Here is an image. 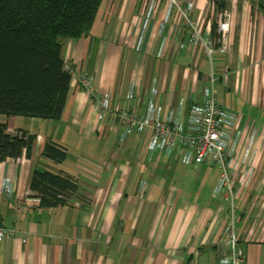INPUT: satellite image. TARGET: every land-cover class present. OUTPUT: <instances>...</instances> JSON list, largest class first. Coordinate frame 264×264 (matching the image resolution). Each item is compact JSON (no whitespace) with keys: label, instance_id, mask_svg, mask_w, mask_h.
I'll return each mask as SVG.
<instances>
[{"label":"crops","instance_id":"obj_1","mask_svg":"<svg viewBox=\"0 0 264 264\" xmlns=\"http://www.w3.org/2000/svg\"><path fill=\"white\" fill-rule=\"evenodd\" d=\"M215 2L183 0L184 6L193 5L191 17L201 27L202 41L193 48L180 13L175 10L165 20L166 0L152 10L150 0H103L90 35L69 40L63 50L66 63L93 77V94L72 74L60 119L0 114L9 134L36 135L30 157L23 150L18 159L0 160V219L15 230L0 245V264H219L229 254L231 212L213 193L218 166L186 167L180 154L150 150L147 136L136 129L121 138L120 114L126 109L143 116L154 107L161 119L174 115L185 123L191 106L212 89L216 74L264 115V77L254 64L261 54L255 59L245 55L253 47L264 49V28L251 27L257 17L248 0L238 18L237 0H227L223 11ZM225 11L232 15V45L226 53L209 54L205 44L217 42L218 19ZM214 54L223 56L217 64ZM104 98L110 106L99 123ZM251 125L263 127L264 118L241 115L237 133H248ZM50 140L66 150L64 161L42 158ZM36 168L68 177L78 192L64 204L41 206L30 187ZM260 175L256 187L237 199L233 215L247 264H264ZM7 186L14 189L11 195L3 191ZM23 197L27 201L18 206Z\"/></svg>","mask_w":264,"mask_h":264},{"label":"trees","instance_id":"obj_2","mask_svg":"<svg viewBox=\"0 0 264 264\" xmlns=\"http://www.w3.org/2000/svg\"><path fill=\"white\" fill-rule=\"evenodd\" d=\"M250 1V0H248ZM103 0H0V114L58 120L66 106L72 72L63 50L65 40L90 35ZM227 0H216L219 11ZM259 8L264 11L260 2ZM217 26L212 25V32ZM0 122V160L31 156L35 134L11 135ZM66 150L53 141L42 158L66 159ZM31 190L40 205L64 204L78 192L77 183L49 170L34 169Z\"/></svg>","mask_w":264,"mask_h":264},{"label":"built area","instance_id":"obj_3","mask_svg":"<svg viewBox=\"0 0 264 264\" xmlns=\"http://www.w3.org/2000/svg\"><path fill=\"white\" fill-rule=\"evenodd\" d=\"M158 1L160 0H151V10ZM166 1L165 20L172 12L178 11L185 21V27L191 30L190 41L194 48L200 40L202 41V32L200 25L191 17L193 5L187 3L184 6L183 0ZM148 21L149 15L145 19L144 28ZM232 25V15L225 11L218 19L217 45L214 46L210 41L205 44L209 54L215 51L228 52L232 45ZM79 79L83 87L93 94V77L83 74ZM100 104L99 123L110 106V100L104 98L100 100ZM120 118L124 125L122 139L126 138L132 129H136L141 135L147 136V146L150 150H158L172 157L180 154L186 167L192 164L218 166L220 176L213 193L225 200L232 212L226 228L230 252L219 264H247L246 253L238 246L240 237L235 232L233 215L235 201L252 188L259 173L264 151L253 141L258 132H251L254 136L251 135L247 146L254 149L247 156V146L241 147L242 130L237 133L239 117L217 100L213 87L200 103L191 106L185 123L174 115L161 119L154 107H150L143 116H137L129 109L122 110ZM257 139L261 142L260 134ZM3 191L11 195L14 189L7 186ZM26 201V198H20L17 205L23 206ZM14 232V228L7 226L0 219V245L7 237L14 235Z\"/></svg>","mask_w":264,"mask_h":264},{"label":"rangeland","instance_id":"obj_4","mask_svg":"<svg viewBox=\"0 0 264 264\" xmlns=\"http://www.w3.org/2000/svg\"><path fill=\"white\" fill-rule=\"evenodd\" d=\"M242 2H243V0H237V8H236V11H234L235 14L237 15V18H238V14H240L241 10H242ZM258 2H260V3H262L264 5V0H250L249 1L251 13H252V15L254 17H257V20H255V21L259 22L258 24H256V22L254 21L253 24L251 25V27H253V29H254V26H257L256 30H257L258 27H260L261 29L264 28V11L259 8V3ZM215 17H218L217 14H215ZM68 41L69 40H65L64 41V45H66ZM216 45H217V42L214 44V46H216ZM263 45H264V43H263ZM262 48H264V47L262 46ZM263 51H264V49H262L261 51H255V49L253 47L251 49V51H248V50L245 51V55L248 54L251 58L254 57L253 59H255L256 57H258L261 54V60L254 61V64L257 67L256 71L259 72V74L263 75V77H264V52ZM212 57H213V61L215 62V64H217L218 63V58L219 57H223V56L214 54V56L212 55L211 58ZM213 61H212V63H213ZM241 62L245 63V61H242V60H241ZM244 66L246 67V63H245ZM67 68L70 70V72H72V74L77 75L78 79L83 74L85 76H89V74L86 73V72H83L82 69H78V68L75 69V68L72 67V65H69L68 63H67ZM217 76L218 75L216 74V77L215 78L213 77V81L211 80V86H213V88L215 90V96H216V98H217V100L219 102H222L227 109H229L232 112L236 113L239 117H241V115H242L243 117H245V118H247L249 120L251 118L255 120L256 117L259 115L262 118H264V115H261L260 113L256 114L257 109H256L255 106L250 104V101L248 103L242 102L241 97H239L237 95V93L235 92L234 86L229 87V88L225 87V84H224L225 81L224 80H226V79L222 78V81L220 82V80H219L220 78H218ZM79 81H80V79H79ZM92 86H93V83H92ZM250 127H251V129L249 128V130L247 131L248 133H246V130L245 131H243V130L241 131V133H242L241 138H240L241 139L240 140L241 141V147L245 148L248 145V142H249V139H250L251 135L254 136V134L251 133V132L253 130H255V131L258 132V134L254 137L253 141H254L255 144H259L260 147L264 151V147L262 146L261 142L257 139L259 134L261 135L263 133L264 126L263 127H254V126L251 125ZM253 149H254V147H249V146H247L245 148V151H247V153H248L247 156H249L251 154ZM263 168H264V153H263V156H262L261 166L259 168L258 176H259V174L264 176V170H262ZM256 181H258V178L256 179ZM256 181L254 182V184H253L251 189L256 187V183H257ZM261 181H262V179H261ZM258 199L259 198L257 197L255 202H257ZM238 205H239V201L236 200L235 201L236 209L238 208ZM228 207H229V204H228ZM229 210H230V207H229ZM231 216H232V212H231ZM234 216H235V211H234Z\"/></svg>","mask_w":264,"mask_h":264}]
</instances>
